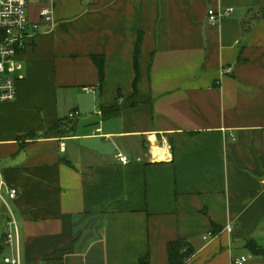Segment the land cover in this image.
I'll return each mask as SVG.
<instances>
[{"label": "crops", "instance_id": "crops-1", "mask_svg": "<svg viewBox=\"0 0 264 264\" xmlns=\"http://www.w3.org/2000/svg\"><path fill=\"white\" fill-rule=\"evenodd\" d=\"M49 1L28 0L42 32L0 102L21 264H168L178 238L195 249L185 264H264L247 247L264 246V0H52L51 24Z\"/></svg>", "mask_w": 264, "mask_h": 264}, {"label": "built area", "instance_id": "built-area-1", "mask_svg": "<svg viewBox=\"0 0 264 264\" xmlns=\"http://www.w3.org/2000/svg\"><path fill=\"white\" fill-rule=\"evenodd\" d=\"M53 1L50 0L40 10V16L43 22H53ZM28 0H0V102L15 100L17 96V81L22 77L19 70L23 65L20 59L21 53L29 40L40 34V22L31 19L28 9ZM233 13V8H222L208 11V19L211 23H218ZM231 67L225 68L224 71H231ZM77 111L70 113V118L76 117ZM65 149V142L61 144ZM118 159L126 164L129 157L123 153L117 155ZM18 189L10 186L5 180L0 179V198L7 208L8 218L6 221L5 243L13 250L12 256L5 258L6 262L12 264H21V243L22 231L20 222L16 216L11 201L18 196ZM228 231L232 230L231 225H227ZM213 232L204 235L208 239ZM247 256L243 255L234 258L232 264H244Z\"/></svg>", "mask_w": 264, "mask_h": 264}, {"label": "trees", "instance_id": "trees-1", "mask_svg": "<svg viewBox=\"0 0 264 264\" xmlns=\"http://www.w3.org/2000/svg\"><path fill=\"white\" fill-rule=\"evenodd\" d=\"M141 40V38H140ZM92 60L94 64L97 66L100 76V82L103 81L105 77V58L102 55H93ZM118 95V100H119ZM124 107L116 103L108 108L103 109V118H111L120 114ZM61 121H58V124ZM59 134H65L72 130L71 128H65L64 130L60 129V126L56 124L55 127ZM4 244L0 245V255L3 253ZM247 247L257 255H264V246L257 244L255 240H249L247 242ZM168 264H185L186 261L194 254L195 249L192 247V244L184 238H178L176 240L170 241L168 243ZM139 264H151V260L149 256L141 257L139 260Z\"/></svg>", "mask_w": 264, "mask_h": 264}, {"label": "rangeland", "instance_id": "rangeland-1", "mask_svg": "<svg viewBox=\"0 0 264 264\" xmlns=\"http://www.w3.org/2000/svg\"><path fill=\"white\" fill-rule=\"evenodd\" d=\"M0 206L2 207V209H3V205H2V203H1V201H0ZM7 245V244H6ZM4 251H6L4 254H10V255H12V252H11V247L9 246V245H7V249L6 250H4Z\"/></svg>", "mask_w": 264, "mask_h": 264}]
</instances>
